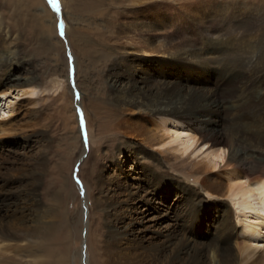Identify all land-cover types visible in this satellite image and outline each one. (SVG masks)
Instances as JSON below:
<instances>
[{
  "label": "rangeland",
  "instance_id": "1",
  "mask_svg": "<svg viewBox=\"0 0 264 264\" xmlns=\"http://www.w3.org/2000/svg\"><path fill=\"white\" fill-rule=\"evenodd\" d=\"M178 1L63 0L72 8L61 0H0V59L11 51V60L0 62V85L13 77L35 80L0 100V185L7 180L15 190L8 211L1 209L0 232L32 235L36 244L23 250L29 259L22 264H152L145 209L150 217H177L194 246L205 242L194 231L206 216L199 211L197 223L188 224L185 213L214 200L165 160L195 170L208 164L207 151L194 144L184 151L189 133L173 138L153 125L158 118L121 102L123 88L137 81L150 92L163 76L195 81L197 69L218 78L215 27L246 13L264 18V1ZM235 200H219L231 212L232 251L236 238L249 240ZM248 251L263 248L254 242Z\"/></svg>",
  "mask_w": 264,
  "mask_h": 264
},
{
  "label": "bare ground",
  "instance_id": "2",
  "mask_svg": "<svg viewBox=\"0 0 264 264\" xmlns=\"http://www.w3.org/2000/svg\"><path fill=\"white\" fill-rule=\"evenodd\" d=\"M174 1L179 2L168 0ZM64 5L73 8L68 2ZM261 14L246 13L227 20L220 28L215 27L213 35L219 49L215 51L220 56L214 53L212 59L222 73L216 78L218 81L197 69L198 79L195 81L186 80L181 84L172 77L163 76L165 80L152 82L154 86L150 92L141 90L142 86L137 85V81L123 88L128 94L121 102L130 104L139 115L158 118L159 123L154 122L153 125L172 132L173 138L188 132L189 135L184 136L180 143L183 150L187 151L194 144V150L200 147L207 151L205 160H209L207 165L195 170L188 169L184 160L177 163L165 160L171 171L185 181H191L194 190L207 192L214 203L206 206L198 204L194 214L185 213L188 224L197 223L195 214L199 211L206 216V221L200 222L201 226L194 231L205 242L196 246L187 235L188 229L177 217L166 212L159 217H150L151 213L143 210L144 236L150 239L153 246L152 264H264V18L263 15L257 17ZM41 33L47 37L50 35H46L44 26ZM223 34L225 39L221 38ZM186 58L184 56V61L179 59L185 67L189 63ZM10 60L11 51H7L0 62L4 65ZM18 68L15 66L14 73L19 72ZM202 76L204 78H200ZM34 82L33 78L9 79L0 85L1 96H4L0 100L11 91L22 86L30 87ZM206 86L208 89L204 88ZM132 91L134 95H129ZM29 93L30 90L22 91L23 95ZM4 115L0 113L1 117ZM173 119L180 120L179 126L187 131L184 128L178 130ZM88 137L91 138L90 135ZM25 171L26 177L33 180L31 171ZM224 173L228 177L225 181L222 179ZM1 182L0 213L3 207L8 211L15 196V190L8 187V181ZM226 194L236 198L233 203L235 217L241 234L246 232L249 237V240L245 238L246 242H238L236 238L234 251L231 245L233 235L230 233L231 212L229 209L222 211L219 204ZM31 237L24 234L20 238H11L9 233L1 231L0 264H22L23 260H28L23 250L30 243L36 244V241H30ZM254 242L261 243L263 251L247 252Z\"/></svg>",
  "mask_w": 264,
  "mask_h": 264
},
{
  "label": "snow or ice",
  "instance_id": "3",
  "mask_svg": "<svg viewBox=\"0 0 264 264\" xmlns=\"http://www.w3.org/2000/svg\"><path fill=\"white\" fill-rule=\"evenodd\" d=\"M53 3L55 4V0H53Z\"/></svg>",
  "mask_w": 264,
  "mask_h": 264
}]
</instances>
